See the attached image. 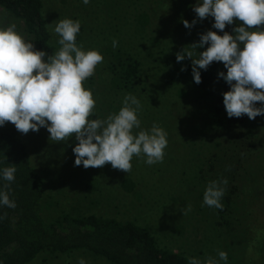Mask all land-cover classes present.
<instances>
[{
    "label": "rangeland",
    "instance_id": "obj_1",
    "mask_svg": "<svg viewBox=\"0 0 264 264\" xmlns=\"http://www.w3.org/2000/svg\"><path fill=\"white\" fill-rule=\"evenodd\" d=\"M93 1L90 0L89 4L85 5L82 0H42L43 13L48 19V24L52 23V28L56 21L65 18L80 21L81 29L77 34L76 43L82 44L85 49L87 44L84 40H86L104 57L103 62L95 69L98 74L102 72L100 66H105L108 59H111L110 50L109 53H106L103 49H106V46L110 49L113 48V40L118 42V48L132 50V53L142 61L143 67L148 66L154 56L158 58V64L153 69L154 71H151L152 79L155 82L152 83L146 74L150 72V68L146 72L144 68L141 79L134 82L136 90L128 94L134 95L138 100L142 98L141 105H145L137 113L141 121V128L134 129V134L141 129L150 130L153 124L167 132L168 144L164 150V160L167 163H163L166 169L161 175L156 172L152 173L151 168L146 172L143 163L136 162L135 156L132 158L137 169L133 168L131 161L133 169V172H130L133 178L130 180L132 181L131 186L135 187V193L140 197L139 199L135 198L134 204H131L134 206L133 212H129L132 208L126 202H130L128 196L132 193L121 189L122 181L116 177L120 170H105L104 167L108 165L106 164L101 168H87L88 171H86L83 165L82 167L74 166L75 159L70 157L68 151L66 154L60 152L63 147L62 143L70 142L71 139H75L74 136L56 143L49 140L50 133L45 127H41L38 132L31 130L27 134L18 132L19 137L26 144L33 165L43 180L44 217L49 220L59 216L63 211L73 215L85 212L106 213L117 218L132 214V216L136 215L134 217L139 222L149 226L160 245L174 250H182L188 258H197L201 264H204L208 257L219 261V251L226 252L228 256L226 262L219 261V264H264V115L257 116L254 120L249 119L246 115L244 122L236 128L208 130L205 123L202 124L207 107L204 111H200L201 108H198L189 89L191 86L188 77L190 69H186L185 60L179 63L176 60V54L184 48L192 50L190 45L199 42L200 34L212 30L223 35V32L212 27L214 18L197 20L191 30L185 28L184 20L191 23L194 16L197 19L196 13L193 11L197 0H188L187 7L181 9V15L184 17H173L175 24L176 20L180 19L176 31L182 30V32L176 33L177 36L170 37L167 42L166 39L159 41L157 45H154L156 40L153 36L155 43L152 45L147 39L140 40L141 24L138 33H135L137 36L131 35V33L134 34V28L132 24L128 27L125 20V18L130 20L134 14L131 6L126 5V9L119 11V7L118 10H114L113 4L112 9L107 8L110 3H107V7H105V2H113V0ZM122 3L124 4V2ZM148 3L146 0V4ZM91 8L94 12L102 10L105 15L101 19L91 20L86 17L87 12H92ZM80 9L82 10L80 11ZM162 10H164V6ZM2 12L4 11L0 10V27H7L14 23L16 31L24 37L26 42H29L19 21L9 13ZM146 12L150 13L151 9ZM113 13L116 14V19L110 21ZM123 19L125 25L122 23ZM240 24H242L241 21H234L232 25H226L224 31L234 34L233 28ZM116 27H119L118 30ZM259 27L264 30V25ZM52 28L49 27L50 42L56 52L60 47L57 43L59 37ZM146 31L151 32L149 28L145 27L144 34ZM98 33L100 40L95 41ZM137 40H140L141 43L138 44ZM130 44L133 47H130ZM140 45L141 47H139ZM207 47L208 45H205L204 48H198L196 51L202 52ZM165 51L168 53L167 55L164 53ZM182 67L186 70L181 71ZM104 72L106 73V71ZM104 72L102 74H105ZM106 80L108 81V79ZM98 82L100 80L95 72L92 76V84H90L95 86ZM90 84L87 80L83 82L84 88L88 90L91 89ZM102 84H104L103 81ZM141 86L142 89L138 91ZM181 88L183 93H179ZM153 96L162 100V104L157 105L156 108L153 106L156 104L152 100ZM93 98L96 100L99 96L93 94ZM96 102L99 104V100ZM201 102L202 108H204L207 103ZM258 103L260 104V102H257V106ZM122 106L121 100L120 102H110L100 111V119H106L111 113H118ZM168 109L170 110L169 116L160 118L161 115L166 116L164 113ZM94 119L97 117L95 116ZM248 128L251 130L247 132ZM175 145L182 147V150L184 149L183 151L186 152L184 162H187L194 154L202 157V168L205 174L203 172V178H198V184L196 176H194L195 179L192 178L191 169L186 170L184 177L177 174L179 180L172 177L166 179L167 176H170L169 171L172 170L170 164L176 159H174ZM190 162H192V158H190ZM241 163L248 168V179L242 176L241 180L240 176L238 178L231 176L233 166L235 168L238 166L237 171L242 172ZM207 169L210 170L206 171ZM91 172H96L95 179L92 181L93 187L90 189L89 186L84 190L83 184L88 178L86 174H91ZM225 178L228 180L226 186L222 185L226 189L225 192L230 190V186H235V194L230 193V196H233L232 202L224 212L226 222L216 215V208L202 206L203 194L208 183L212 180ZM243 182L245 184H242ZM222 199L223 197L221 201ZM187 205H191V210L183 215ZM81 258L86 261V264H105L104 262L98 263L91 256L79 254L77 251L71 252L69 255L39 254L29 264H78Z\"/></svg>",
    "mask_w": 264,
    "mask_h": 264
},
{
    "label": "clouds",
    "instance_id": "obj_2",
    "mask_svg": "<svg viewBox=\"0 0 264 264\" xmlns=\"http://www.w3.org/2000/svg\"><path fill=\"white\" fill-rule=\"evenodd\" d=\"M82 2L87 5L90 0ZM193 11L197 19L191 23L184 20L185 28L191 29L197 20L212 17V27L223 35L212 30L200 34L199 42L190 45L192 50L184 48L176 54L177 62L191 58L196 84L202 82L200 69L207 70L214 61L222 62L227 72H219L218 77L230 86L223 93L227 116L247 115L254 120L264 115V30L259 27L264 25V0H197ZM237 20L242 24L233 28L234 34L224 31L226 25ZM48 27L52 28V23ZM80 29L78 20L56 21L52 30L59 37L60 47L55 54L48 55L44 50H36L32 42H26L14 23L0 27V126L11 122L23 134L45 127L50 133L49 140L56 143L74 136L78 141L73 148L74 166L83 165L85 169L111 164L113 169L128 174L134 156L146 158L148 165L162 163L167 132L153 124L150 130L141 129L134 134V129L141 128L137 115L141 104L134 95H125L118 113H111L106 119H89L96 100L83 82L94 75L104 57L98 50L85 51L82 44L77 45ZM205 45H208L206 50L196 51ZM112 46L117 47L118 42L113 40ZM15 172L14 166L2 170L3 179L9 183L4 185L6 191H0V205L13 209L17 205L10 200L9 191ZM227 184L226 178L210 181L202 206L223 210L221 198L226 189L222 185ZM190 210L191 205H187L183 215ZM4 218L6 214L0 216ZM218 257L219 261L228 259L224 251H219ZM219 261L208 257L204 264H219ZM78 264L86 261L81 258ZM188 264H201V261L189 257Z\"/></svg>",
    "mask_w": 264,
    "mask_h": 264
},
{
    "label": "trees",
    "instance_id": "obj_3",
    "mask_svg": "<svg viewBox=\"0 0 264 264\" xmlns=\"http://www.w3.org/2000/svg\"><path fill=\"white\" fill-rule=\"evenodd\" d=\"M187 1L188 0H148L149 3L146 4V0H113V2H105V7H107V3H110L107 8L112 9L113 4L114 10H118L119 7V11H123L126 9V5L131 6L134 14L132 13L133 15L130 20L125 18L127 26L129 27L130 24H132L134 28V34L131 33V35L137 36L135 33H138V28H140L141 24L142 28H140L139 31L140 40L144 41L147 39V41L153 45V43H155L153 42L154 36V40H156V44L154 45H157L159 41L166 39L167 42L170 40V37L173 38L177 36L178 33L180 34V32H182V30L176 31L180 19H177L175 24L173 23V17L182 16L181 9L187 7ZM93 2L96 3L97 1ZM122 2H124V4ZM163 6L164 10H162ZM148 9H151L150 13L146 12ZM0 10L4 11L2 13H9L10 16L19 21L21 24L20 27L25 35L28 36L29 42L34 44L36 50H44L48 55L55 54L53 44L50 42L51 34L48 27V19L43 13L42 0H0ZM81 10L82 9H80V11ZM91 10L92 12L86 13V17L91 20L101 19L105 15L102 10L97 12H94L92 8ZM190 18H192V16H190ZM115 19L116 14L113 13L110 21H114ZM194 19L195 16L191 20L193 21ZM122 23H124V19ZM145 27L149 28L151 32L146 31V34H144ZM118 28L119 27H116L117 30ZM112 31L115 32L114 30ZM156 33H158V35H156ZM98 36L99 33L96 35L95 41L100 40ZM140 40H137L138 44L141 43ZM84 42L87 44L84 49L85 51L88 47L90 48L87 50L93 49L91 43L86 42V40H84ZM77 45H79V43H77ZM130 47L133 46L130 44ZM139 47H141V45ZM145 48L149 51L147 46H145ZM103 50L106 53H109L108 51L110 50L111 56L107 64L105 61V66H100V70H102V72L106 71V73L104 72L105 74H102V72H100V74H98V71H95L98 80H100L95 86L91 85L92 76L87 79L88 83H91L89 85L91 89L89 90H91L95 96H99V98L96 99L99 100V104L96 102L97 105L95 106L93 115L90 116L89 119H94L95 116L97 119H100V111L105 108V106H108L110 102H120L121 100L123 103L125 94L136 90L134 82L140 80L143 76L142 69L145 68L146 72L148 68H150V72L146 74H148L152 83L155 82V80L152 79L153 73H151V71H154L153 69L156 67V64H158L157 57L154 56L152 59L153 61H151L148 66L143 67L142 61L136 54L132 53V50L129 51L123 49V47L121 49L118 47L110 49L108 46ZM164 53L166 55L168 54L166 51ZM194 58H197V56ZM45 60H47V56ZM185 62L186 69L189 68L191 72V75L190 72L188 74L191 85L189 88L191 95L194 101L197 102L198 108H201L200 111H204L207 107L205 115L203 114L205 117L203 118L202 124L205 123L206 128L210 131L214 129L236 128L242 124L246 115L240 118H229L223 104V93L230 90V86L224 79L218 77L219 72H224L225 74L227 72L223 63L214 61L209 65L207 70L200 69L202 82L196 84L192 75V60L186 57ZM106 79H108V81ZM102 81L104 84H102ZM132 88H134V90H132ZM141 89L142 86L138 88V91ZM179 93H183L182 88ZM141 99L142 98H139L140 104ZM108 100H110V102H108ZM152 100L156 103L153 105L155 108L157 105L162 104V100L159 97L156 98L153 96ZM201 101L207 103L204 108H202ZM142 106L145 105H141V108ZM259 106L260 104L258 103L257 107ZM164 114H166V116L161 115L160 118H167L170 114V110L168 109ZM248 130H251V128H248L247 132ZM18 132L19 131L11 122H6L4 126H0V191H6L7 189L4 188V185L9 183L3 179L2 170L6 167L14 166L16 168L14 174L15 180L10 183L9 198L10 200H14L17 205L14 209L0 205V216L6 214V218L0 219V264H29L39 254H50V256L57 254L69 255L71 252L75 251L79 254L83 253L89 257L91 256L92 259L98 263L104 262L105 264H188V257L182 250H174L167 246L160 245L157 242L155 234L149 229V226L141 221L139 222L138 219L134 217L136 215L132 216L131 214L130 216L117 218L106 213L96 214L85 212L73 215L63 211L59 216L47 220L43 215V180L33 165L26 144L19 137ZM250 134H252V132H250ZM77 143L78 141L75 139H71L70 142L65 141L62 143L63 147L59 150L64 154L68 151L70 157L74 160L75 154L73 153V148ZM183 150L182 147L175 145L174 159H176L170 164L172 170L169 171L170 176H167L166 179L172 177L179 180L180 178L177 177L178 175L184 177L187 172L186 170L191 169L192 178L195 179L194 176H196V182L198 184V178H203L202 173L204 172L202 168V157L194 154L190 157L192 158V162H190V158L187 162H184L186 152ZM182 152H184V154H182ZM145 159L146 158H140V160H138V157H136V162L143 163L144 171L146 170V172L151 168L152 173L156 172L161 175L164 169H166L163 163H167V161L164 159L162 163H156V165L152 166L145 163ZM132 162L133 168L137 169L134 160H132ZM80 166L82 167V165ZM240 166H242V172L237 171L239 168L238 166H236V168L233 166L231 168V176L237 178L240 176L241 180L243 179L242 176L248 179V168L242 163ZM183 168L184 171L182 172ZM104 169L114 170L111 164H108ZM208 170L210 169L206 171ZM131 172H133V169ZM95 173L96 172H91V174L85 173L88 178L83 184L84 190L89 186L90 189H92V181L95 179ZM198 174H200V176H198ZM116 177H118V180L122 181L121 185L120 182H118L121 189L132 193L128 196L130 202L127 201L126 203L132 208L129 212H133L134 206L131 204H134V201L139 199L140 196L136 195L135 187L131 186L132 181L130 180H133L132 175L120 171V173H117ZM242 184L245 183L243 182ZM234 188L235 186L232 185L229 188L230 190L225 192L221 201L223 210L215 209L216 215L224 222H226L224 212H226L232 202L233 196L231 197L230 193L235 192Z\"/></svg>",
    "mask_w": 264,
    "mask_h": 264
}]
</instances>
